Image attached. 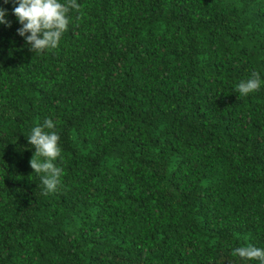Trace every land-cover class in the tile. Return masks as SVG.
Masks as SVG:
<instances>
[{
	"label": "trees",
	"instance_id": "obj_1",
	"mask_svg": "<svg viewBox=\"0 0 264 264\" xmlns=\"http://www.w3.org/2000/svg\"><path fill=\"white\" fill-rule=\"evenodd\" d=\"M77 3L34 53L0 0V264H259L231 251L264 248V0ZM46 118L49 195L26 137Z\"/></svg>",
	"mask_w": 264,
	"mask_h": 264
},
{
	"label": "clouds",
	"instance_id": "obj_2",
	"mask_svg": "<svg viewBox=\"0 0 264 264\" xmlns=\"http://www.w3.org/2000/svg\"><path fill=\"white\" fill-rule=\"evenodd\" d=\"M10 0H4L8 4ZM13 13L22 27L17 29L20 36L34 53H43L59 47L63 34L68 31L71 22L69 13L79 11L77 0H11ZM7 9L0 6V24L11 27V21L6 19ZM262 81L256 71L250 78L242 80L234 86L239 97L259 91ZM56 124L52 118H46L42 124L34 126L26 134L29 144L35 149L30 166L40 176L43 195L58 191L61 184L60 177L63 168L57 166L56 161L62 159L60 136L56 132ZM233 257L247 261H259L264 264V248L254 245L235 247L231 251Z\"/></svg>",
	"mask_w": 264,
	"mask_h": 264
}]
</instances>
